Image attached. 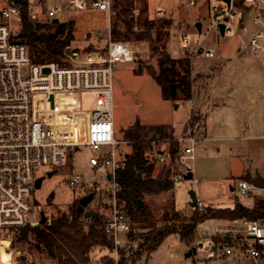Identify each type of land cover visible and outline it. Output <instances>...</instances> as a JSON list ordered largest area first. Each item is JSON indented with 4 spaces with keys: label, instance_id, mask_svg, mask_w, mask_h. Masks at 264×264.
Listing matches in <instances>:
<instances>
[{
    "label": "rangeland",
    "instance_id": "rangeland-1",
    "mask_svg": "<svg viewBox=\"0 0 264 264\" xmlns=\"http://www.w3.org/2000/svg\"><path fill=\"white\" fill-rule=\"evenodd\" d=\"M34 1L44 10L62 7V12L57 15L60 22L74 20L71 47L77 52L78 61L84 52L95 53L105 45L106 33L111 24L110 13L108 15L105 10L97 8L73 11L68 9L67 0ZM189 1L147 0L146 14L150 18L165 20L164 32L167 35L164 41L170 56L188 57L192 80L191 99L173 101L161 97L160 88L152 78L157 65L149 56L151 50L148 43H126L132 49L133 60L117 63L113 75L115 138L124 140V130L139 120L144 125L164 124L170 127L180 147L185 144V137L194 134L196 123L204 125L206 136L201 129L196 132L195 157L192 160L185 159L184 163H176L175 168L178 170L184 166L193 172L190 189L198 193L199 199L206 205L230 206L234 198L243 203H253L256 197L262 196L263 191L250 187L249 193L243 196L237 190V179L242 178L240 173L245 168L251 174L256 171L260 175L264 174V138L256 139L264 136V52H253L249 46L239 51L238 45L257 30L264 32V29L258 24H251L249 16L253 13H250L243 21L248 26L247 30H240L232 23V32L220 35L214 15L208 10L209 3L220 4L219 1L197 0L191 6ZM157 8H161L162 12L158 14ZM10 20L13 32L20 27V20L15 16ZM29 20L42 22L38 15L32 14ZM197 21L201 23L200 32L195 27ZM184 34L189 35L186 48L181 47V36ZM260 42L264 44V41ZM209 48L213 56L206 57L204 52ZM149 67L153 69L152 74L148 71ZM167 141L166 138L158 141L157 148L167 149ZM120 148L122 153L130 151L123 143H120ZM104 149L102 146L96 152L88 146L80 147L67 158L64 166L53 169V174L43 180L40 188H33L30 197L36 200L46 216L50 211L49 203L65 208L92 189L95 193L84 208L107 210L109 199L103 188L108 186V180L103 172L95 171L89 164V158ZM50 168H36L35 176L45 175ZM73 172L81 175L85 182L82 187L69 185L67 180ZM96 185L100 190L95 188ZM180 190L177 191L180 193ZM174 193L175 188H172L145 197L156 217L160 216L163 206L172 198L175 204ZM187 208L188 204L181 210ZM231 226L240 228L232 220L206 219L198 224L199 238L193 244L187 245L177 235L169 234L156 250L149 256L143 254L135 264H261L240 258L236 251L231 256L216 260L207 258L208 236L215 227L226 229ZM8 249L12 259L18 263L21 252L25 251L29 264H56L47 259L44 253H29L25 245L17 250ZM8 258L6 249L0 248V262L12 264Z\"/></svg>",
    "mask_w": 264,
    "mask_h": 264
},
{
    "label": "built area",
    "instance_id": "built-area-1",
    "mask_svg": "<svg viewBox=\"0 0 264 264\" xmlns=\"http://www.w3.org/2000/svg\"><path fill=\"white\" fill-rule=\"evenodd\" d=\"M218 1L220 4L209 3L208 10L214 15L216 28L218 23L224 24V35L232 32V23L240 30H247L243 21L250 13H253L249 16L251 24L264 29V0ZM67 2L68 9L73 11L97 8L108 15L112 3L111 0ZM196 2L190 0L188 4L191 6ZM28 3L30 16L38 15L42 22L57 19L62 12L60 6L44 10L34 0H28ZM157 12H162L161 8H157ZM13 16L19 20L18 6L10 0H0V248L6 249L12 264H18L11 257L4 231L35 224L40 219L42 210L30 197L38 177L35 176L36 168L51 166L53 170L64 166L67 158L82 146L96 152L103 146L102 152L89 158V164L95 171L103 172L108 180V186L103 189L109 199V217L103 229L112 241L113 257L117 262L118 248L130 228L129 216L116 196L119 189L116 171L125 166L120 143L126 144V141L115 138L113 75L117 63L133 60L132 49L126 43L114 40L108 30L105 45L95 53L84 52L79 61L74 52V58L66 55L71 64H66V60L63 64L54 61L37 63L32 60L26 44L11 40L10 19ZM260 40L264 41V32L257 30L246 41H240L238 50L249 46L253 52H264ZM188 41L189 35H182L181 47L186 48ZM204 54L213 56V51L209 48ZM200 129L205 131L204 125L196 123L194 134L185 137V144L177 148L174 162L180 164L195 157L196 132ZM157 142L151 141L150 151L163 165L167 161V150L157 148ZM187 171L191 170L183 166L171 177L177 211H182L189 201L187 191L193 178L183 177ZM67 181L72 187H82L85 183L81 175L74 172ZM250 187L253 186L247 179L237 181L241 195H246ZM95 188L100 190L97 185ZM196 206H202L199 199ZM232 222H237L240 228L215 227L208 236L207 258L216 260L236 251L240 258L264 264V218H240ZM226 237L233 243L229 244Z\"/></svg>",
    "mask_w": 264,
    "mask_h": 264
},
{
    "label": "trees",
    "instance_id": "trees-1",
    "mask_svg": "<svg viewBox=\"0 0 264 264\" xmlns=\"http://www.w3.org/2000/svg\"><path fill=\"white\" fill-rule=\"evenodd\" d=\"M10 1L18 6L20 20V27L11 32V40L26 44L34 62H67L65 48L76 52L71 47L74 20L32 22L29 20L28 0ZM111 1V37L123 43L146 41L151 50L149 56L157 65L152 78L160 88L161 97L173 101L191 99L189 59L187 56L173 58L167 52L165 20L147 16V0ZM124 131L125 145L130 151L123 153L125 166L116 171L119 182L116 196L129 216L130 229L123 235L117 262L113 257L112 241L103 229L109 217L108 207L107 210L84 208L78 212V199L65 208L49 203L50 211L43 223H28L20 228L5 230L4 237L9 241L10 248L17 250L25 245L29 253H44L47 259L56 264H135L143 254L149 256L156 250L169 234L177 235L187 245L193 244L199 238L198 224L206 219L231 221L264 218V190L262 196L256 197L251 205L246 206L234 198L230 207L188 205L182 212L175 210L172 198L165 203L160 216L156 217L145 197L173 188L171 177L177 170L173 159L179 145L172 129L164 124L144 125L135 120ZM163 138L168 140L167 161L160 165L150 150L152 140L161 141ZM90 192L95 193L94 189ZM139 200L142 201L141 205ZM225 240L233 243L227 237ZM18 264H29L25 251L21 252Z\"/></svg>",
    "mask_w": 264,
    "mask_h": 264
},
{
    "label": "water",
    "instance_id": "water-1",
    "mask_svg": "<svg viewBox=\"0 0 264 264\" xmlns=\"http://www.w3.org/2000/svg\"><path fill=\"white\" fill-rule=\"evenodd\" d=\"M227 3L229 2V0H226ZM244 14V13H242ZM55 22L58 21V19H54ZM200 26L201 23L199 21L195 22V27L196 30L200 32ZM224 24L223 23H218L217 24V30H219L220 35H224ZM65 54L70 56L71 58H74V52L71 50V48L66 47L65 48ZM148 71L150 74L153 73V69L151 67L148 68ZM175 107H177V105H175ZM52 174V172L48 173L47 176H50ZM183 177H185L187 180L192 179V173L191 171H187ZM246 179L248 180V182L255 188L260 189V190H264V175H260L257 171L254 174L248 173L246 175ZM41 180L42 177H37L34 180V187L35 188H39L41 186ZM187 194L189 195V201H188V205L191 207H195L197 205V195L195 193V191L193 189H189L187 191ZM93 193L89 192L84 194L83 196H81V198H79L78 200V206H77V210L78 212H81L84 209V206L87 205V203L92 199ZM139 205L142 204V201L139 200ZM41 216L40 219L34 224H38V223H43L46 221V214H44L43 211L40 212ZM201 245V243H199ZM195 249L193 248L192 251H194ZM190 253V251H189Z\"/></svg>",
    "mask_w": 264,
    "mask_h": 264
},
{
    "label": "crops",
    "instance_id": "crops-1",
    "mask_svg": "<svg viewBox=\"0 0 264 264\" xmlns=\"http://www.w3.org/2000/svg\"><path fill=\"white\" fill-rule=\"evenodd\" d=\"M205 120H206V117H205ZM175 131H176V129H175ZM206 134H207V132H206V129H205V131H204V136H206ZM261 138H264V136H261V137H258V138H256V139H261ZM217 149H219V147H217ZM191 173H192V177H193V172L191 171ZM248 173H251V172H249V170L247 169V168H245V169H243L242 170V172L240 173L241 175H240V177H242V178H239V179H237V181L238 180H240V179H245L246 180V175L248 174ZM262 175H264V174H262ZM196 193V192H195ZM248 193H249V191H248ZM248 193H246V194H248ZM196 195H197V199H199V197H198V193H196ZM243 196H245V195H243ZM200 200V199H199ZM201 202H202V200H200ZM203 203V202H202ZM242 204H244V205H251L252 204V202H248V201H246V203H243V202H241ZM204 204V203H203ZM204 205H206V204H204ZM207 205H212V204H207ZM232 205V204H231ZM214 206V205H213ZM224 207H230V206H224Z\"/></svg>",
    "mask_w": 264,
    "mask_h": 264
},
{
    "label": "flooded vegetation",
    "instance_id": "flooded-vegetation-1",
    "mask_svg": "<svg viewBox=\"0 0 264 264\" xmlns=\"http://www.w3.org/2000/svg\"><path fill=\"white\" fill-rule=\"evenodd\" d=\"M50 172H52V174H53L54 171H53V170H50V171H48L45 175H42V176H41V177H42V180H41V186H42V184H43V180H44L46 177H50V176L52 175V174H51L50 176H47V174L50 173ZM39 177H40V176H39ZM41 186H40V187H41ZM40 187H39V188H40Z\"/></svg>",
    "mask_w": 264,
    "mask_h": 264
}]
</instances>
